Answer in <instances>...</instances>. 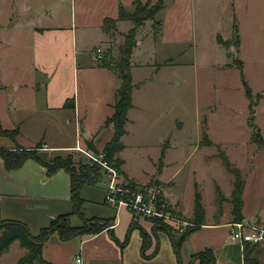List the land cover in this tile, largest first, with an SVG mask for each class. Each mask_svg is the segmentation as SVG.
Here are the masks:
<instances>
[{
    "label": "rangeland",
    "instance_id": "374dc122",
    "mask_svg": "<svg viewBox=\"0 0 264 264\" xmlns=\"http://www.w3.org/2000/svg\"><path fill=\"white\" fill-rule=\"evenodd\" d=\"M31 1L0 0V9H5V16L0 18V39L4 38L0 46V73L8 82L14 77L27 83L32 79L45 80L43 75H33L30 16L37 6L48 3H35L33 10L23 12V5L32 7ZM164 1L167 5L172 3V0ZM51 3L53 14L45 10L44 25L66 28L73 22L75 27L71 1L52 0ZM192 10L194 34L190 43L162 46L158 35L153 40L156 16L154 20L143 21L136 29L138 37H148L138 62L150 64L134 71V79L141 78L143 82L132 95L135 106L128 114L127 133L122 137L123 149L118 156L134 181L145 182L141 185L133 182L136 187H129L130 190L149 193L150 189L161 188L162 200L157 203V210L169 218L139 216L134 221L164 224L175 237L192 226L189 220L196 221L198 216L201 221H228L234 176L222 162L224 154L245 181L243 213L251 217L258 212L264 226V147L258 148L251 142V122L264 138V0H193ZM14 23H19L18 30ZM130 27H133L130 21L116 26L104 44L92 52L90 49L98 43V37L83 34L81 28H76L78 61L92 62L88 68L79 67L81 117L97 124L99 129L103 126L102 113L106 108L99 100L110 90L108 81L95 70L98 58L92 55H106L109 51L116 58ZM234 33L239 38L237 45ZM82 57L88 60L83 61ZM92 69V73L88 72ZM242 78L252 91L253 112L248 107ZM88 104L87 112L84 105ZM32 149L36 150L37 146ZM162 151L163 157H160ZM72 152L74 160L81 156L87 160L84 155ZM59 153L65 154V151ZM105 172L99 184L101 188L108 183ZM59 180L58 184L65 182V179ZM115 182L127 188L118 173ZM106 208L112 209L111 217L115 216L122 224L119 231L128 232L129 236L139 235L138 227L128 230L130 211L119 208L116 213L114 207ZM77 224L80 223L77 221ZM148 234L153 248L159 240L162 247L167 242L173 248L164 229L158 228L156 234L150 230ZM25 253L18 241H14L0 254V264H17Z\"/></svg>",
    "mask_w": 264,
    "mask_h": 264
},
{
    "label": "crops",
    "instance_id": "0c3cea01",
    "mask_svg": "<svg viewBox=\"0 0 264 264\" xmlns=\"http://www.w3.org/2000/svg\"><path fill=\"white\" fill-rule=\"evenodd\" d=\"M42 1L48 4L42 7L37 6L30 20L33 75H43L45 80L37 82L38 79H32L27 83L14 77L8 82L5 75L0 73V128L16 132L14 139L0 134V149H32L37 146V156L41 162L47 163L55 155L73 154L72 148L76 143L85 145V140L88 139L98 153H101L113 135L112 124L104 125V122L113 111L112 106L120 79L112 70L99 65L95 66L98 75L108 81L110 90L103 100H99L101 105L106 107L102 113L103 126L99 129L97 124L95 126L82 119L81 97L78 90L79 67L88 68L92 62L78 61L76 28H81L83 34H93L98 37L96 39L98 43L90 49L92 52L93 49L104 44L106 36L112 34L116 26L129 21L117 20L114 29L106 31L103 29L104 20L117 19L120 4L128 12H132L133 0H70L75 12V27L72 22V25L66 28L44 25L46 23L43 20L45 10L48 9L51 12L50 15L53 14L52 0H32L30 2L32 7L23 5L22 11L26 12L31 8L33 10L34 4ZM146 1L142 0V2ZM155 1L151 0V4ZM162 2L163 8L154 15L158 17L155 20L159 23L155 26L151 38L155 40L158 35L162 46L192 42L194 34L193 0H172L171 5H167L164 0ZM4 10V7L0 9V18L5 16ZM15 24L14 27L18 30L19 23ZM3 43L4 38H1L0 46ZM147 43L148 37L140 38L136 35V45L130 56V73L133 83L132 106L127 112L126 124L129 122L128 114L135 106L132 101L134 90L140 89L139 86L143 82L140 81L141 78L138 81L134 79V71L142 67L146 68L150 64L149 62H138L144 54V45ZM101 55H92V58H100ZM81 59L88 60L86 57ZM165 63L167 62L163 64ZM93 70L88 72L92 73ZM99 71L102 72L99 73ZM71 99L74 100L73 109L65 105ZM89 107V104L84 105L87 112ZM38 111L41 114H38ZM83 114L86 113L83 112ZM84 132L87 133L86 138L83 137ZM61 151H65V154L59 153ZM160 157H162L161 153ZM121 169L126 177L136 185L145 183L140 184L134 181L123 168V161ZM60 171L64 170L60 169L48 175L43 164L32 159L26 160L17 169L7 170L0 157V221H20L26 224L32 235H37L39 230L48 226L55 217L70 213L72 203L69 195V176L66 172V174H60L62 173ZM59 179L62 181L65 179V182L58 184ZM106 191L107 185L104 188L99 187V184L83 185L80 190V196L83 199L81 210L86 218L97 217L113 221L114 227L104 229L94 235H84L69 240H61L57 233H53L42 248L43 260L50 264H76L75 260L79 257L80 264H189L194 254L209 248L214 258L212 264H243L244 245L232 241L229 237L228 227H231L230 224L234 222L232 213L230 219L224 222L201 221V223H196V221L189 220L196 229L179 244L177 250L174 242H178L181 234L177 233L175 237L172 230L171 233L165 230L173 248L167 242L162 247L160 240L153 248L152 241H150V251L146 252L148 246L142 252L140 231L139 235L134 234V236L133 234L129 236L128 232L126 234L119 231V226L122 224L115 216L111 217L112 209L106 208L114 207L106 203ZM242 199L243 218L241 221L263 226L258 212L252 213L251 217L243 213L246 208L243 193ZM71 221L73 226L81 224L76 215L70 216ZM130 222L131 219L128 226ZM139 224L147 233L151 230L156 234V230L154 231L152 227L153 224L149 221L143 220ZM128 230H130L129 227ZM252 254L257 259V264H264V241L255 246ZM191 264H200V261L196 259Z\"/></svg>",
    "mask_w": 264,
    "mask_h": 264
},
{
    "label": "trees",
    "instance_id": "16d2710c",
    "mask_svg": "<svg viewBox=\"0 0 264 264\" xmlns=\"http://www.w3.org/2000/svg\"><path fill=\"white\" fill-rule=\"evenodd\" d=\"M132 5L134 6L133 11L128 12L120 4L118 6V18L115 20L105 19L103 22V29L106 31L114 29L117 20H129L133 24V27L129 29L126 34H124V42L118 48L119 52L117 58L111 57L110 52L107 51L106 55L103 54L97 59V65L112 70L120 79V85L116 91L114 104L112 106L113 111L104 122V125L112 124L113 135L112 138L105 144L101 153L104 154V160L109 165L113 166L120 176L124 177L128 187H136V185L132 180L126 177L124 171L121 169L122 160L118 154L123 149L121 137L126 133L125 124L127 121V112L132 106L131 92L133 89V83L130 73V56L132 49L136 45V29L143 23V21L147 19H154V15L157 11L163 8V2L162 0H156L153 4H151V0H147L146 2H142V0H133ZM158 23L159 22L157 20L154 21L155 26ZM234 40L237 45L239 38L235 33ZM239 66H242L241 61L239 62ZM242 84L244 94L249 100L248 107L253 112V106L255 103L252 102V91L243 78ZM65 105L66 107L73 109L74 100H68ZM251 126V142L258 148H263L264 138L261 136L260 130L253 127L252 122ZM0 134L7 135L12 139L16 136L15 130L6 131L1 128ZM85 147L94 154H99L92 142L88 139L85 140ZM163 153L164 151L161 153L162 157ZM0 157L2 158L4 167L7 170L17 169L22 166L26 160L32 159L42 163L46 168L48 175L53 174L57 170L63 169L69 176V195L72 203L71 212L60 214L55 217L48 226L41 228L37 235H32L26 224L20 221H0V254L5 252L9 245L14 241H18L19 245L26 250V253L17 261V264H50L43 260L42 248L50 235L53 233H57L61 240H69L74 237L97 234L104 229H109L110 224H114V222H110L111 220L109 219H101L97 217L86 218L81 210L83 204V199L80 196L81 187L85 184L98 185L106 176L104 168L96 162L88 159H82V156L78 157L77 160H74L73 154H67L65 156L55 155L49 162L45 163L40 161L36 150L23 148L0 149ZM221 159L226 169L234 176L233 188L230 195V203L232 207L231 213L234 216L233 220L234 222L241 221L243 218L241 214L243 206L242 193L245 181L240 170L231 166L226 155L222 154ZM71 215H76L80 219L81 224L79 226H73L70 223ZM196 223H201V217H197ZM135 227L139 228L142 238L141 250L144 252L150 244V236L138 225L137 222L134 221L133 218H131L129 229L131 230ZM152 227L154 231L161 228L171 233V228L164 224H153ZM195 229L196 228L194 226H190L181 233L178 242H174L176 250L179 248V244L183 242ZM243 245V264H257V259L252 254L256 244L246 242ZM196 259H199L200 264H212L214 262L213 253L209 248L194 254L189 264Z\"/></svg>",
    "mask_w": 264,
    "mask_h": 264
},
{
    "label": "built area",
    "instance_id": "2783aa9c",
    "mask_svg": "<svg viewBox=\"0 0 264 264\" xmlns=\"http://www.w3.org/2000/svg\"><path fill=\"white\" fill-rule=\"evenodd\" d=\"M97 52H101L97 49ZM79 154L84 155L88 160L96 162L101 165L105 170H107V175L109 176L107 183V193L105 201L106 203L114 206L116 210L119 208H125L130 211L133 219H137L139 216H160L169 218L163 211L157 210V203L162 200L161 188L155 187L153 190L150 189L149 193L141 190H130L127 188L119 187L115 178L117 177V170L110 166L104 160V154H94L86 147L82 146L79 142L72 148ZM154 191V192H152ZM186 225V224H185ZM231 230L229 237L232 241L244 244L250 242L253 244H260L264 241V226L249 224L244 221H235L230 224ZM114 227V224H110L109 228ZM184 228H181L183 230ZM76 264L81 263L79 257L75 260Z\"/></svg>",
    "mask_w": 264,
    "mask_h": 264
},
{
    "label": "water",
    "instance_id": "95a60500",
    "mask_svg": "<svg viewBox=\"0 0 264 264\" xmlns=\"http://www.w3.org/2000/svg\"><path fill=\"white\" fill-rule=\"evenodd\" d=\"M83 137H84V138L87 137V133H86V132L83 133Z\"/></svg>",
    "mask_w": 264,
    "mask_h": 264
}]
</instances>
